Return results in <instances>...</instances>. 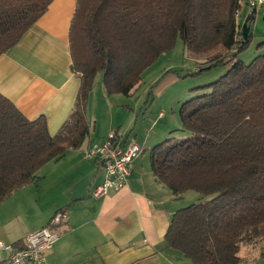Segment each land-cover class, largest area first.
Here are the masks:
<instances>
[{
  "label": "trees",
  "instance_id": "16d2710c",
  "mask_svg": "<svg viewBox=\"0 0 264 264\" xmlns=\"http://www.w3.org/2000/svg\"><path fill=\"white\" fill-rule=\"evenodd\" d=\"M53 0H0V56L13 48ZM241 0H77L69 30L71 69L80 74L74 108L51 136L44 116L26 119L0 94V203L36 181V172L89 134L86 106L98 72L105 94L127 96L142 73L170 51L178 37L195 55L217 52L209 70L230 64L205 94L181 104L188 137L150 149L155 179L175 197L187 191L197 203L177 210L165 246L192 264H243L241 244L264 242V53L249 64L236 12ZM254 20V16L252 21ZM202 67V68H201ZM23 241L12 243L16 249Z\"/></svg>",
  "mask_w": 264,
  "mask_h": 264
},
{
  "label": "crops",
  "instance_id": "0c3cea01",
  "mask_svg": "<svg viewBox=\"0 0 264 264\" xmlns=\"http://www.w3.org/2000/svg\"><path fill=\"white\" fill-rule=\"evenodd\" d=\"M76 2L53 0L20 41L0 56V94L28 120L44 116L51 136L71 114L80 84V74L71 69L69 49ZM149 69L142 73L141 81ZM175 80L166 79L156 92L161 94ZM121 97L125 96L106 95L102 76L96 75L86 106L89 134L83 144L45 164L36 172L38 179L26 186L36 189V204L44 202L37 212L25 216L24 224L8 229L12 243L46 226L57 211L64 210L68 215L59 228V239L47 253L48 264H192L165 246L164 236L173 214L181 209V196L175 197L159 183L150 165V149L165 140L172 127L165 123L151 135L138 130L133 137L128 129L122 132V126L131 121L125 116L128 112L122 110L130 105ZM162 117L160 112L158 119ZM110 132L122 145L135 142L143 151L131 162L123 188L94 198V188L103 181V168L98 159L87 158L85 152L103 144ZM144 146H152L147 147L148 156ZM11 215L19 218L22 212L12 210ZM239 256L243 264H264L263 251Z\"/></svg>",
  "mask_w": 264,
  "mask_h": 264
},
{
  "label": "rangeland",
  "instance_id": "374dc122",
  "mask_svg": "<svg viewBox=\"0 0 264 264\" xmlns=\"http://www.w3.org/2000/svg\"><path fill=\"white\" fill-rule=\"evenodd\" d=\"M249 11L250 8L246 6L245 2H241L237 19L240 26L244 24ZM250 32L252 35L249 43L237 54V59L244 64H249L256 56L264 53V16L261 11L254 12V20L250 23ZM216 53V51L202 55L189 53L183 49L181 38L178 37L173 48L160 55L148 67V69L150 68L149 71L143 75V79L136 86V89L129 96L121 97L125 103L130 105L123 107L122 110L128 112L125 116H130L131 121L130 124L122 126L121 131L130 130L128 135L131 137L135 136L138 130L144 135H151L157 128L167 123L172 127V132L166 139L188 137V134L182 131L179 119L181 104L191 98L205 94L208 90L206 86L219 79L230 67V64L227 63L199 72L200 69L196 67L205 68L207 58ZM96 75L101 78L102 72H98ZM168 78L176 80L165 86L161 94L157 93L159 86H162V82ZM160 112L163 113V117L158 119ZM147 147L152 146H146V148L144 146L145 156H148ZM26 186L18 189L0 203V240L6 244H12L10 240L12 234L9 233L8 229L15 225L21 226L24 224L25 216L28 217L31 213L37 212V209L42 208L43 200H40L38 204L35 203L36 189L32 186ZM180 196L178 202L181 208L197 203L201 198V195L194 191H187ZM17 209L22 212L19 218L11 215L12 210ZM258 231L260 236H264V224L258 227ZM6 233H9L8 237L5 236ZM2 234L4 236L1 237ZM257 243L255 248L241 244L239 255H247L248 257L264 252L262 241H257Z\"/></svg>",
  "mask_w": 264,
  "mask_h": 264
},
{
  "label": "built area",
  "instance_id": "2783aa9c",
  "mask_svg": "<svg viewBox=\"0 0 264 264\" xmlns=\"http://www.w3.org/2000/svg\"><path fill=\"white\" fill-rule=\"evenodd\" d=\"M246 6L261 11L264 16V0H241ZM239 17V11L235 14ZM143 149L135 142L122 145L114 132H110L101 145H94L85 152L87 158H96L102 164L103 181L94 188L92 196L100 198L110 190L123 188L130 174V164ZM64 210L57 211L46 226L26 235L23 247L16 249L12 244L0 241V264H48L47 253L59 239V228L67 222Z\"/></svg>",
  "mask_w": 264,
  "mask_h": 264
},
{
  "label": "water",
  "instance_id": "95a60500",
  "mask_svg": "<svg viewBox=\"0 0 264 264\" xmlns=\"http://www.w3.org/2000/svg\"><path fill=\"white\" fill-rule=\"evenodd\" d=\"M254 9H251L249 13L247 14L244 24L241 26V33L244 38V40L247 39V36L250 31V23L252 22L253 16H254Z\"/></svg>",
  "mask_w": 264,
  "mask_h": 264
}]
</instances>
